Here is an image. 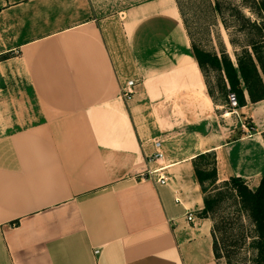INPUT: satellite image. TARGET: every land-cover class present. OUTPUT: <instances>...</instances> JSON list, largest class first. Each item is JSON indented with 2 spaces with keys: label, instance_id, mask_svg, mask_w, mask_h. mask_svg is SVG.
I'll list each match as a JSON object with an SVG mask.
<instances>
[{
  "label": "crops",
  "instance_id": "0c3cea01",
  "mask_svg": "<svg viewBox=\"0 0 264 264\" xmlns=\"http://www.w3.org/2000/svg\"><path fill=\"white\" fill-rule=\"evenodd\" d=\"M0 41L36 110L0 134V264H217L192 164L211 152L256 187L264 99L243 91L255 132L225 121L176 0H0ZM153 137L163 185L134 176Z\"/></svg>",
  "mask_w": 264,
  "mask_h": 264
},
{
  "label": "rangeland",
  "instance_id": "374dc122",
  "mask_svg": "<svg viewBox=\"0 0 264 264\" xmlns=\"http://www.w3.org/2000/svg\"><path fill=\"white\" fill-rule=\"evenodd\" d=\"M176 2L191 46L217 56H220L223 51L232 63L235 62V55L246 44L248 35L251 33L248 26H241L244 24L241 17H247L250 22L258 23L260 21V16L252 8L251 0H218L221 6L219 14L213 9V0H176ZM113 22L114 20L112 23L108 22V26H111L110 29L114 33L117 27ZM114 37L117 47H119L120 38L117 34ZM4 45L5 42L0 41V60L7 59L12 55L10 52H3ZM121 57L122 60H125L123 55ZM0 73V84L3 86L0 89V134H2L8 130L31 124L36 119V110L29 93L23 90L21 76H17L19 72L15 70V64L7 63V60L1 61ZM216 77V71L209 68L205 70V78L212 91L213 100L215 103L221 104V113H223L225 121L233 119L240 128V124H242L246 134L255 132L249 116L241 113L240 107L237 110L240 115L239 120H236L232 114H227L228 111L225 108L227 84L225 82V91L221 94L216 86ZM192 82L195 83L194 80ZM12 119H15L16 122L12 123ZM193 163L198 169L209 174L202 182L203 193H201L202 197H209L213 202L212 211L208 215L216 221L230 219L224 232L216 233L220 254L217 264H250L251 258L254 256V250L250 245L254 234L253 226L246 214L239 210L235 192L227 183L226 167L222 166L211 152L195 158ZM246 185L253 189L249 183ZM198 216L201 215L198 214ZM210 218L208 219L210 220ZM224 237L226 239L224 241L230 246L226 249L220 242ZM225 250L228 258L225 256Z\"/></svg>",
  "mask_w": 264,
  "mask_h": 264
},
{
  "label": "trees",
  "instance_id": "16d2710c",
  "mask_svg": "<svg viewBox=\"0 0 264 264\" xmlns=\"http://www.w3.org/2000/svg\"><path fill=\"white\" fill-rule=\"evenodd\" d=\"M251 4L255 13L260 16V21L258 23L250 22L247 17H241L244 22L241 26H248L251 33L248 35L246 44L235 55L234 63L223 51H221L220 56H217L214 53H208L191 46V54L203 77L206 92L212 100V91L205 78L207 68L217 72L216 86L218 91L223 94L226 82L229 89L235 94L239 106L244 104L243 91L246 92L247 99L250 102L264 99V0H251ZM220 8L218 0H213V9L217 14H219ZM203 155L199 154L196 158ZM192 171L193 177L199 185V191L203 193L202 182L209 174L198 169L194 163L192 164ZM227 179V183L235 192L239 210L246 214L253 226L254 234L250 245L254 250V256L251 258L250 264H264V171L257 186L253 189L248 188L239 177L230 176ZM211 201L209 197H202V208L198 213L201 215L200 217L210 218L208 213L212 211L213 207ZM227 220L219 219L216 221L210 218L212 253L216 262L220 257L219 241L216 233L219 231L224 232V228L230 222V219ZM224 239L225 237L220 241L222 247L224 249L229 248V244ZM225 256L228 258L226 250Z\"/></svg>",
  "mask_w": 264,
  "mask_h": 264
},
{
  "label": "built area",
  "instance_id": "2783aa9c",
  "mask_svg": "<svg viewBox=\"0 0 264 264\" xmlns=\"http://www.w3.org/2000/svg\"><path fill=\"white\" fill-rule=\"evenodd\" d=\"M135 80L126 79L119 88V96L123 101H128L131 99L134 93ZM226 94H225V108L228 111V114H232L236 120H239V105L235 94L229 90L226 85ZM223 115V113H222ZM241 128H244L240 124ZM150 142V151L144 154V166L139 171L135 172V178L138 180H148L157 185H163L167 181L166 168L167 165L163 163V150H162V139L153 137L149 140ZM174 202H179L177 197L173 198ZM193 210L186 208L184 211V220L186 222H191L193 220ZM93 253H97V250H94Z\"/></svg>",
  "mask_w": 264,
  "mask_h": 264
},
{
  "label": "bare ground",
  "instance_id": "6f19581e",
  "mask_svg": "<svg viewBox=\"0 0 264 264\" xmlns=\"http://www.w3.org/2000/svg\"><path fill=\"white\" fill-rule=\"evenodd\" d=\"M228 114V113H227Z\"/></svg>",
  "mask_w": 264,
  "mask_h": 264
}]
</instances>
